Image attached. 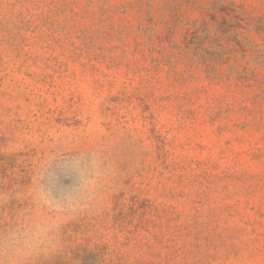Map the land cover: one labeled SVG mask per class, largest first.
<instances>
[{
	"label": "rangeland",
	"instance_id": "obj_1",
	"mask_svg": "<svg viewBox=\"0 0 264 264\" xmlns=\"http://www.w3.org/2000/svg\"><path fill=\"white\" fill-rule=\"evenodd\" d=\"M22 264H264V0H0V235Z\"/></svg>",
	"mask_w": 264,
	"mask_h": 264
},
{
	"label": "clouds",
	"instance_id": "obj_2",
	"mask_svg": "<svg viewBox=\"0 0 264 264\" xmlns=\"http://www.w3.org/2000/svg\"><path fill=\"white\" fill-rule=\"evenodd\" d=\"M38 210L51 213L37 216L25 226H17L0 235V264H22L30 255L42 250L49 240V232L56 226L64 205L47 195L38 194Z\"/></svg>",
	"mask_w": 264,
	"mask_h": 264
}]
</instances>
